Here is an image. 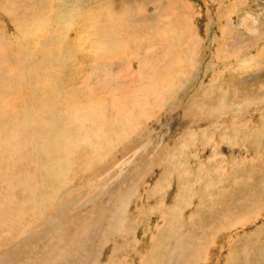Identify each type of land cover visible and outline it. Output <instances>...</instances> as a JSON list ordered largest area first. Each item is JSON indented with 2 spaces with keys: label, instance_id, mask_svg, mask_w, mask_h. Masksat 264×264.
Masks as SVG:
<instances>
[{
  "label": "rangeland",
  "instance_id": "374dc122",
  "mask_svg": "<svg viewBox=\"0 0 264 264\" xmlns=\"http://www.w3.org/2000/svg\"><path fill=\"white\" fill-rule=\"evenodd\" d=\"M43 1H28L27 5L23 0H0V13L10 8V2H15L14 7L21 3L29 7ZM70 1L83 4V12L114 3L122 16L118 30L122 42L134 35L147 36V31L148 36H156L148 28L159 4L163 9L157 18L156 33L168 41L169 33L160 24L168 18L183 30V44L176 52L168 41L162 63H150L153 67L149 79H154L158 93L144 111L134 109L132 102L146 93L145 88L139 91L140 85H146L139 80V70L141 56L152 46L141 41L142 55L119 50L116 58L101 63L104 73L100 75L118 76L121 89L129 93L127 101L134 97L126 104L132 107L128 109H134L137 115L142 113V117L134 142L121 141L120 146L105 151L102 144V152L92 153L83 147V165L88 164L86 168L91 172L90 168L98 163L93 175H88L83 166V173L87 172L83 184L92 182L96 186L99 182L93 180L100 176V170L117 162V167L125 170L109 189L114 199L132 188V180L137 189L131 199H125L130 212L123 230L106 233L107 240L102 235L91 257L101 254L103 264H177L178 259L181 264H264V0ZM7 19L13 20L5 16L0 24L11 26ZM90 23L75 26L69 40L73 43L76 28H83L86 45L76 48H83L79 68L83 81L92 78V71L100 70L94 67L91 43L86 40L93 32ZM7 32L15 34L11 27ZM242 62H247L246 66ZM97 75L93 78L101 77ZM158 85H162L161 90ZM144 95V100L148 99V94ZM238 106L243 109L236 113ZM109 116L115 117L116 113L110 110ZM104 153L109 154L108 159L100 160ZM111 174L107 176L111 178ZM96 193L93 189L83 199L88 206L76 214L83 223L100 202L93 199ZM182 241L195 247L190 245L187 251L179 252ZM97 262L92 259L89 264Z\"/></svg>",
  "mask_w": 264,
  "mask_h": 264
},
{
  "label": "bare ground",
  "instance_id": "6f19581e",
  "mask_svg": "<svg viewBox=\"0 0 264 264\" xmlns=\"http://www.w3.org/2000/svg\"><path fill=\"white\" fill-rule=\"evenodd\" d=\"M28 1L31 4L34 0H23L24 4ZM70 2L44 0L29 7H23L21 2L20 6L14 7L15 2H10V8L6 6L8 9L4 11L6 15L3 11L0 13V19L5 16L13 18L7 19L11 26L0 24V264H89L92 259L103 264L101 254L96 256L93 253L94 257H91V251L97 248V240L100 241L102 235L107 240L106 233L113 235V232L123 230L130 212L129 202L126 204L125 199H131L137 189L132 180V188L114 199L115 194H111L109 189L125 170L117 167L116 161L109 168L99 169L100 176H93L96 177L93 182L98 181L99 184H83V175H87L83 170L88 165H83V147L92 153L101 151L102 144L105 151L107 147H117L121 141H126V144L128 140L134 142L136 132L141 130L139 121L142 117V113L137 115L134 109L142 111L150 106V99L158 93L154 79H149L152 64L162 63L168 41L176 52L183 40V30L174 19L160 22L169 33L168 41L167 37L156 33L162 4L156 6L159 11L155 12L156 18L148 28L156 36H148L150 33L147 31V36L134 35L122 42L118 35L122 16L114 3L83 12V4ZM18 12L19 18L15 19ZM87 22H91L93 32L86 40L91 43L90 52L96 60L94 67L100 70H91L92 78L88 76L83 81L79 71L80 53L84 54L82 49L86 45L83 28H76L73 43L69 40L74 27ZM8 27L14 28L15 34L8 35ZM254 32L257 33V29ZM141 41L152 46L147 51V54L151 53L148 59L147 54H139ZM82 44L83 48L77 50ZM119 50L142 55L139 80L142 84L145 81L146 85H140L139 91L145 88L143 95L147 97L148 94V99L144 100L141 95L133 100L132 96L134 109H128L131 106L126 105L128 101L131 103V98L127 101L129 93L121 89L118 76L100 75L104 73L101 63L116 58ZM247 62L242 64L246 66ZM92 73L101 77L94 79L96 75ZM161 86L158 87L160 90ZM241 109L238 106L235 112ZM110 110L116 113L115 117L109 116ZM247 123L245 126L250 121ZM108 155H101L99 159L107 160ZM96 166L98 163L90 169L94 170ZM118 169L122 170L116 172ZM87 171L88 175L92 174V171ZM107 174H111V178ZM261 178L260 181L263 180ZM71 185L75 186L70 188ZM93 189L97 191L93 199L100 202L90 213L91 218L83 223L76 214L88 206L83 204V199L91 195ZM66 193L68 196L64 198ZM182 242L177 248L179 252L187 251L192 244ZM177 264H181L179 259Z\"/></svg>",
  "mask_w": 264,
  "mask_h": 264
}]
</instances>
